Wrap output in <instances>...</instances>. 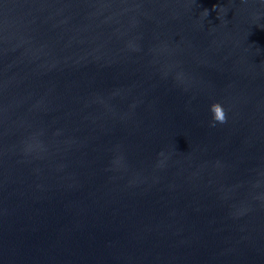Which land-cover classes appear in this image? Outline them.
I'll list each match as a JSON object with an SVG mask.
<instances>
[{
  "label": "water",
  "instance_id": "1",
  "mask_svg": "<svg viewBox=\"0 0 264 264\" xmlns=\"http://www.w3.org/2000/svg\"><path fill=\"white\" fill-rule=\"evenodd\" d=\"M0 264H264V0H0Z\"/></svg>",
  "mask_w": 264,
  "mask_h": 264
},
{
  "label": "clouds",
  "instance_id": "2",
  "mask_svg": "<svg viewBox=\"0 0 264 264\" xmlns=\"http://www.w3.org/2000/svg\"><path fill=\"white\" fill-rule=\"evenodd\" d=\"M216 6H214L213 10H215ZM223 11V9H221ZM208 15L207 10H205V16ZM210 111L213 114V122L210 125L211 127H215L216 123L225 124L227 122L226 112L224 107L219 103H214L210 107Z\"/></svg>",
  "mask_w": 264,
  "mask_h": 264
}]
</instances>
